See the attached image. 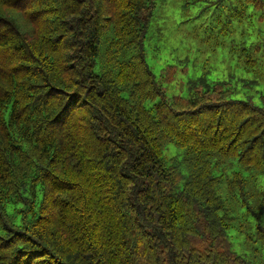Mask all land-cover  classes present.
Masks as SVG:
<instances>
[{
  "label": "trees",
  "instance_id": "1",
  "mask_svg": "<svg viewBox=\"0 0 264 264\" xmlns=\"http://www.w3.org/2000/svg\"><path fill=\"white\" fill-rule=\"evenodd\" d=\"M155 2L0 0V264H264V107L204 73L167 97Z\"/></svg>",
  "mask_w": 264,
  "mask_h": 264
},
{
  "label": "rangeland",
  "instance_id": "2",
  "mask_svg": "<svg viewBox=\"0 0 264 264\" xmlns=\"http://www.w3.org/2000/svg\"><path fill=\"white\" fill-rule=\"evenodd\" d=\"M144 49L167 97L185 95L186 85L181 82L204 73L209 83L224 80L233 97L251 99L264 107V6L256 9L245 0H156ZM247 60L255 65L247 66ZM168 67L174 76L161 81ZM172 149L179 148L168 144L164 150L167 157L174 155ZM232 163L227 172L239 169ZM257 180L264 190V173L258 174ZM244 215L238 212L239 217ZM246 216L248 232L257 223L264 225V213L259 219ZM228 235L234 250L250 253L243 235L234 227Z\"/></svg>",
  "mask_w": 264,
  "mask_h": 264
}]
</instances>
